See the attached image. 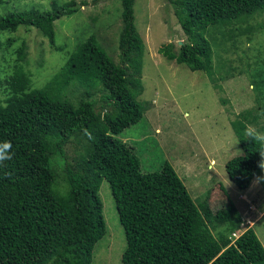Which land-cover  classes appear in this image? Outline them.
<instances>
[{"label":"trees","instance_id":"1","mask_svg":"<svg viewBox=\"0 0 264 264\" xmlns=\"http://www.w3.org/2000/svg\"><path fill=\"white\" fill-rule=\"evenodd\" d=\"M119 1V63L89 35L42 88L24 91L27 79L19 72L13 93L0 103V141H10L14 151L13 159L0 168V264H92L94 246L106 232L98 195L102 179L124 231L122 264H264V246L251 227L232 240L218 241L211 230L216 228L209 226L215 221L205 198L203 211L169 162L160 170L142 172L138 156L116 137L148 109L147 101L139 99L144 47L134 25V0ZM169 1L186 39L176 50L167 42L158 52L192 71H203L210 80L217 43L205 33L233 24L245 33L253 31L241 24L255 13L262 14L258 25L264 29V0ZM84 4L54 0L46 10H9L0 14V33L30 26L53 45L54 21ZM18 52L22 55L23 48ZM72 85L84 88L88 96L100 95L74 106L63 98ZM260 105L261 115L254 114L252 120L264 118V97ZM249 115L247 110L230 122L242 150L234 167L246 180L262 171L264 149L245 136ZM75 137L82 138L81 151L71 165L65 145ZM227 215L224 209L213 216L225 224Z\"/></svg>","mask_w":264,"mask_h":264},{"label":"rangeland","instance_id":"2","mask_svg":"<svg viewBox=\"0 0 264 264\" xmlns=\"http://www.w3.org/2000/svg\"><path fill=\"white\" fill-rule=\"evenodd\" d=\"M52 1L0 0V14L31 7L46 10ZM133 10L135 29L144 47L143 92L139 99L147 101L148 109L116 137L138 156L142 172L160 170L165 162L174 167L192 199L203 211L206 207L215 221L214 226H209L216 228L211 230L218 241L232 240L251 227L264 246V170L246 180L234 167V158L242 150L230 123L248 110L251 115L247 127L251 125L264 133V118L251 119L254 114L261 115L264 97V29L258 25L262 14L255 13L249 23L241 24L242 28L251 25L253 31L245 33L233 24L230 30L221 27L205 33L211 39L214 36L217 43L213 47L210 80L203 71H192L158 52L167 42H172L176 50L179 41L186 39L172 2L134 0ZM235 27L237 30H232ZM54 28L53 45L30 26L0 33V103L13 93L19 72L27 79L24 91L42 88L75 46L89 35L95 36L114 62H120L119 0H85L78 11L55 20ZM20 47L22 55L18 52ZM99 95L94 92L88 96L84 88L72 85L63 98L77 106L80 101ZM100 109L105 111V107ZM79 140L82 138L75 137L65 145L71 165L81 151ZM98 195L106 232L94 246L92 264H122L124 231L105 179L100 182ZM204 198L207 205L204 203L203 208ZM224 209L228 211L225 224L213 216Z\"/></svg>","mask_w":264,"mask_h":264},{"label":"clouds","instance_id":"3","mask_svg":"<svg viewBox=\"0 0 264 264\" xmlns=\"http://www.w3.org/2000/svg\"><path fill=\"white\" fill-rule=\"evenodd\" d=\"M84 134L92 139V134L84 129ZM245 136L251 140L253 143H259L264 145V133L258 131L255 127L249 125L245 129ZM262 157L260 167L264 169V149L260 150ZM14 157L13 145L10 141L3 140L0 141V168L4 167L6 162L11 161Z\"/></svg>","mask_w":264,"mask_h":264},{"label":"water","instance_id":"4","mask_svg":"<svg viewBox=\"0 0 264 264\" xmlns=\"http://www.w3.org/2000/svg\"><path fill=\"white\" fill-rule=\"evenodd\" d=\"M182 42L181 41H179V44H181Z\"/></svg>","mask_w":264,"mask_h":264}]
</instances>
